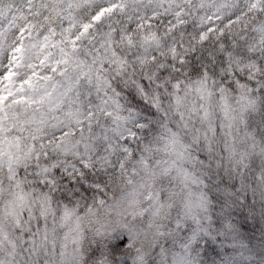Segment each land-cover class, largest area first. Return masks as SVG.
I'll return each instance as SVG.
<instances>
[{"label": "snow or ice", "instance_id": "obj_1", "mask_svg": "<svg viewBox=\"0 0 264 264\" xmlns=\"http://www.w3.org/2000/svg\"><path fill=\"white\" fill-rule=\"evenodd\" d=\"M0 264H264V0H0Z\"/></svg>", "mask_w": 264, "mask_h": 264}]
</instances>
